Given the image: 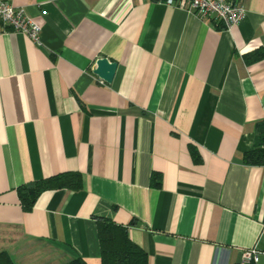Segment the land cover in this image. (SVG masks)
I'll list each match as a JSON object with an SVG mask.
<instances>
[{"label":"crops","instance_id":"1","mask_svg":"<svg viewBox=\"0 0 264 264\" xmlns=\"http://www.w3.org/2000/svg\"><path fill=\"white\" fill-rule=\"evenodd\" d=\"M40 45L0 26V252L12 264H98L96 221L147 264L264 253V0L229 30L164 0H4ZM104 58L109 84L91 72ZM76 173L23 212L16 188ZM264 259V255L259 256Z\"/></svg>","mask_w":264,"mask_h":264},{"label":"trees","instance_id":"2","mask_svg":"<svg viewBox=\"0 0 264 264\" xmlns=\"http://www.w3.org/2000/svg\"><path fill=\"white\" fill-rule=\"evenodd\" d=\"M254 147L242 155L246 166L264 165V121L254 125ZM81 187L80 176L76 173L58 174L46 179L33 181L16 188V195L23 212H29L39 194L49 190L66 189L77 191ZM96 237L99 251L98 264H147L146 254L128 238L126 228L106 219L96 221ZM0 264H12L7 254L0 252ZM65 264H85L75 258ZM264 264V263H261Z\"/></svg>","mask_w":264,"mask_h":264},{"label":"built area","instance_id":"3","mask_svg":"<svg viewBox=\"0 0 264 264\" xmlns=\"http://www.w3.org/2000/svg\"><path fill=\"white\" fill-rule=\"evenodd\" d=\"M164 5L185 9L200 21L210 20L213 26L224 30L237 25L245 16L239 0H164ZM0 26L30 39L40 45L41 27L27 17L23 7H16L0 0ZM264 255L255 247L242 252L239 264H258L259 256Z\"/></svg>","mask_w":264,"mask_h":264},{"label":"water","instance_id":"4","mask_svg":"<svg viewBox=\"0 0 264 264\" xmlns=\"http://www.w3.org/2000/svg\"><path fill=\"white\" fill-rule=\"evenodd\" d=\"M115 68V63H111L106 59L101 58L95 60L94 68L91 70V72L97 79L106 84H109L113 77Z\"/></svg>","mask_w":264,"mask_h":264},{"label":"rangeland","instance_id":"5","mask_svg":"<svg viewBox=\"0 0 264 264\" xmlns=\"http://www.w3.org/2000/svg\"><path fill=\"white\" fill-rule=\"evenodd\" d=\"M263 260H264L263 258H260V263L263 262Z\"/></svg>","mask_w":264,"mask_h":264}]
</instances>
